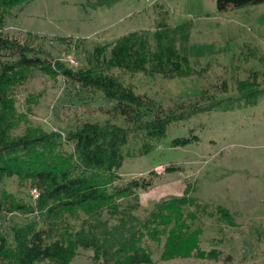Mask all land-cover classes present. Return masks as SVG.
<instances>
[{"label": "rangeland", "instance_id": "1", "mask_svg": "<svg viewBox=\"0 0 264 264\" xmlns=\"http://www.w3.org/2000/svg\"><path fill=\"white\" fill-rule=\"evenodd\" d=\"M96 3L98 0H28L13 9L3 33L25 42L28 35L36 36L33 45L41 47L49 60H60L79 71L96 65L97 46H107V58L111 45L130 33H144L152 41L164 29L186 30L192 75L150 76L121 69L107 73L168 113H189L191 106L205 110L172 123L164 138L149 140L126 123L115 102L103 92L37 70L13 93L21 118L12 135L40 127L66 136L87 122L130 127L122 149L124 161L117 170L121 181L154 171L163 175L171 166L180 168L164 174L152 190L140 194L139 210L152 212L157 204L183 197L190 186V195L201 205L224 209L230 215L214 210L198 214L192 222V230L200 229V250H218L220 260H202L197 252L166 259L165 241L147 240L152 264H264V3L224 12L218 10L217 0H122L111 6H94ZM254 77L262 93L256 104L248 105L246 92L238 87ZM194 137L198 140L186 146H172L174 140ZM64 143L62 149L72 153L73 145ZM148 145L151 149L144 152ZM2 189L26 206L38 205L34 192L40 195L41 189L30 180L7 179ZM124 201L135 204L132 199ZM185 212L195 215L197 211L190 206ZM15 217L42 220L39 214ZM71 219L74 225L82 217ZM226 257L232 258L230 263ZM72 264L99 263L91 251L82 250Z\"/></svg>", "mask_w": 264, "mask_h": 264}, {"label": "trees", "instance_id": "2", "mask_svg": "<svg viewBox=\"0 0 264 264\" xmlns=\"http://www.w3.org/2000/svg\"><path fill=\"white\" fill-rule=\"evenodd\" d=\"M27 1L0 0V264H72L82 250L91 251L99 264H152L147 240H164L166 259L186 258L197 252L202 260H220L218 250L207 253L199 248L200 229L192 230V222L198 214L207 215L215 209L192 197L190 186L183 197L157 204L152 212L139 210L140 194L152 190L164 174L180 168L171 166L163 175L154 171L126 183L121 181L117 170L124 161L122 149L130 127L87 122L66 136L40 127H28L22 135H12L21 118L13 93L39 70L103 92L135 132L149 140L164 138L172 123L205 109L191 106L189 113H168L107 70L162 77L192 75L186 44L188 31L164 29L152 41L144 33H130L111 45L109 58H104L107 46H97L96 65L75 71L60 60H49L41 47L33 45L36 36L28 35L25 42L4 35L3 27L13 9ZM120 1L98 0L94 6H111ZM263 3L264 0H217V8L224 12ZM254 79L238 87L241 93L246 92L243 95L248 105L256 104L262 93ZM197 140L177 139L172 146L182 147ZM65 141L73 145L72 153L62 149ZM150 149L148 145L144 152ZM14 177L40 187L37 207L26 206L2 189L6 180ZM128 199L135 204L124 201ZM190 206L195 207V215L185 212ZM216 210L230 217L226 210ZM37 214L42 220L20 221L15 217ZM79 216V223L72 225L71 218ZM231 260L226 257V262Z\"/></svg>", "mask_w": 264, "mask_h": 264}, {"label": "built area", "instance_id": "3", "mask_svg": "<svg viewBox=\"0 0 264 264\" xmlns=\"http://www.w3.org/2000/svg\"><path fill=\"white\" fill-rule=\"evenodd\" d=\"M71 63L72 64H74V62L73 61H71ZM75 65V64H74ZM34 193H36V197L38 198L39 197V194H38V192H37V190H35V192Z\"/></svg>", "mask_w": 264, "mask_h": 264}]
</instances>
